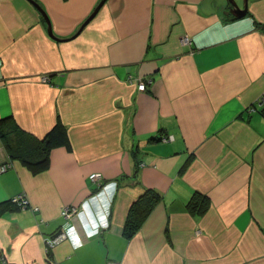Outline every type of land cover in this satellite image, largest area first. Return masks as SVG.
<instances>
[{
    "label": "crops",
    "instance_id": "obj_1",
    "mask_svg": "<svg viewBox=\"0 0 264 264\" xmlns=\"http://www.w3.org/2000/svg\"><path fill=\"white\" fill-rule=\"evenodd\" d=\"M34 1L58 39L28 0H0V121L41 139L59 119L69 148L35 172L0 137V201L30 205L0 214V255L264 264V0L243 16L228 0H105L80 31L100 0ZM147 188L161 198L125 237ZM194 192L209 198L200 215L186 208ZM64 207L83 211L65 218ZM67 221L76 232L47 248Z\"/></svg>",
    "mask_w": 264,
    "mask_h": 264
},
{
    "label": "trees",
    "instance_id": "obj_2",
    "mask_svg": "<svg viewBox=\"0 0 264 264\" xmlns=\"http://www.w3.org/2000/svg\"><path fill=\"white\" fill-rule=\"evenodd\" d=\"M2 122L3 121H0V137L4 141L10 157L17 159L22 165H25L32 171L36 172L48 167L50 151L53 148L58 146L69 148L66 127L59 119L56 120L52 128L49 129L41 139L27 134L18 129L16 125H12V123L10 125V121ZM13 197L0 201V214L6 210H18L22 208L18 203L12 200ZM160 198V194L151 188H147L139 194L131 204L127 213L123 227L125 237H130L134 234L151 213L155 203L158 202ZM208 206V196L199 192H194L186 203L187 210L193 215L204 213ZM32 209V211H36L38 208L33 207Z\"/></svg>",
    "mask_w": 264,
    "mask_h": 264
},
{
    "label": "built area",
    "instance_id": "obj_3",
    "mask_svg": "<svg viewBox=\"0 0 264 264\" xmlns=\"http://www.w3.org/2000/svg\"><path fill=\"white\" fill-rule=\"evenodd\" d=\"M137 87H138V89L143 90L145 88L144 81H142L140 79H137ZM6 168H7L6 165H1L0 166V171H4ZM89 177L91 179H93V180H98L99 179L98 181H101V174H99V173H91L89 175ZM113 186H115V185L113 184ZM12 200L14 202L18 203L22 208L27 207V205H28V200L22 194H18L16 196H14ZM79 212L80 211H77V208L64 207L62 209V214H63V216L65 218H69L71 215H75V214L78 215ZM103 220H104L103 222H97V224L95 222V226L98 227L99 225H106L107 223H106L105 219H103ZM75 232H76L75 226L70 224V222H66L64 224V226H63V231L60 234H58V236L56 238H58V240H61V239L65 238V237H71ZM56 238H54V240L48 242V244L53 245L55 243V241H56ZM0 264H12V263L9 262L5 257L0 256ZM106 264H117V261H114V260L109 261L108 260L106 262Z\"/></svg>",
    "mask_w": 264,
    "mask_h": 264
},
{
    "label": "water",
    "instance_id": "obj_4",
    "mask_svg": "<svg viewBox=\"0 0 264 264\" xmlns=\"http://www.w3.org/2000/svg\"><path fill=\"white\" fill-rule=\"evenodd\" d=\"M32 5H34V7L42 14V16L44 17L45 19V23H46V28H47V32H48V35L53 37V38H56L53 33H52V28H51V25H50V22H49V19L46 15V13L44 12V10L40 7V5L34 1V0H28ZM230 5L232 6V8L234 9H231L232 11H234L235 15L236 16H243L245 15L246 11H247V0H244L243 2V8H240L238 6V4L236 3L235 0H228ZM105 2V0H100L98 2V4L96 5V7L94 8V10L92 11V13L85 19V21L82 23V25L79 27L78 31H80L82 29V27L97 13V11L99 10V8L102 6V4ZM77 31V32H78ZM58 39V38H56ZM264 108V107H263ZM61 232V229L58 230L54 235H52L51 237L53 236H56L58 235L59 233Z\"/></svg>",
    "mask_w": 264,
    "mask_h": 264
},
{
    "label": "rangeland",
    "instance_id": "obj_5",
    "mask_svg": "<svg viewBox=\"0 0 264 264\" xmlns=\"http://www.w3.org/2000/svg\"><path fill=\"white\" fill-rule=\"evenodd\" d=\"M242 1L244 2V0H242ZM93 10H94V9H93ZM93 17H94V16H93ZM186 39H187V40H186ZM181 40L184 41V42H185V41H189V36H188V35H184V36L182 37ZM166 139L168 140V137H166V136H165V137H161V140H163V141H165ZM167 140H166V141H167ZM98 180H99V179H98ZM109 183H113L114 185H116L115 182H109ZM105 185H107V183H106ZM105 185H103L102 188H104ZM114 188H115V186H114ZM111 190H112V189H111ZM110 192H111V191L109 190V193H110ZM81 211H83V210H80V212H81ZM80 212H79V214H80ZM104 213H105V212H104ZM75 215H76V214H75ZM101 220H102V219L99 218V221H98V222H103V220H102V221H101ZM65 223H66V222H65ZM65 223H64V224H65ZM89 223H91V224H93V225L95 226V222H89ZM89 223H88V224H89ZM64 224H62L61 232L63 231V226H64ZM70 224H71V223H70ZM96 224H97V221H96ZM67 226H68V225H67ZM61 232H60V233H61ZM60 233H59V234H60ZM57 236H58V235L48 238L47 241H46L47 244H48V242L54 240V238H56ZM58 241H59L58 238H56L55 243H57ZM50 245H51V244H48V245H47V248H50ZM109 261H111V260H109ZM117 264H119V263L117 262Z\"/></svg>",
    "mask_w": 264,
    "mask_h": 264
}]
</instances>
